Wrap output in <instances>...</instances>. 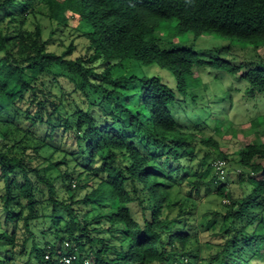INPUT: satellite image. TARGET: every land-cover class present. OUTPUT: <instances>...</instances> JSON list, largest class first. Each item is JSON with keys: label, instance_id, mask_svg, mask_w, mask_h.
<instances>
[{"label": "trees", "instance_id": "16d2710c", "mask_svg": "<svg viewBox=\"0 0 264 264\" xmlns=\"http://www.w3.org/2000/svg\"><path fill=\"white\" fill-rule=\"evenodd\" d=\"M46 3L57 26L70 28L85 42L86 55L67 58L74 51L73 45L60 54L48 49L33 0H0V177L7 221L22 222L25 233L32 236L30 224L38 218L32 174L45 188L54 224L58 223L57 205L68 217L64 230L56 233L58 243L43 249L32 245L36 264H47L45 254L54 255L65 242L90 264H197L187 214L179 207L173 216L176 203L172 202V174L177 169L171 162L179 167L194 150L197 138L196 127L182 123L193 116H180L178 102L186 96V79L195 67L211 65L238 75L248 83L250 94L264 93V70L256 67L241 72V66L224 60L205 62L190 48L164 49L155 33L162 22L169 21L175 22L179 33H190L194 39L214 33L261 47L264 0ZM30 19L32 30L25 27ZM128 62L132 68L136 63L165 68L175 79V90L155 76L129 73L114 78L112 72ZM50 76L55 83L52 89L57 88L59 93L53 94L43 86ZM66 78L73 85L70 93L60 86L59 80ZM77 92L85 97L87 108L80 107L76 98H69ZM94 108L102 117L95 115ZM20 120L26 125L15 124ZM39 130L44 131L43 136L38 135ZM16 134L22 136L19 142L33 137L40 148L53 146L62 152L60 168L72 169L68 176H75L77 186L90 188L80 201L89 208L84 216L72 209L71 198L69 204L59 201L54 181L41 174L39 167L30 166L38 158L37 149L33 157L14 153ZM67 139L74 142L70 145L72 153L62 149ZM200 143L218 149L212 139ZM165 147L171 159L161 163V156L149 148ZM218 157L227 160L222 152ZM235 164L237 182L246 183L250 192L238 200L228 182L215 190V195L228 203L226 219H230L232 229L222 233L220 249L208 264H264V142L250 140L238 151ZM68 176L60 177L64 190ZM216 180V176L207 183L198 179L191 185L198 193ZM20 200L27 213L13 216L11 208ZM81 238L92 248L89 258L83 253ZM27 241L26 236L19 253H25ZM8 247H18L16 235L1 232L0 252ZM0 264L9 261L0 258Z\"/></svg>", "mask_w": 264, "mask_h": 264}, {"label": "rangeland", "instance_id": "374dc122", "mask_svg": "<svg viewBox=\"0 0 264 264\" xmlns=\"http://www.w3.org/2000/svg\"><path fill=\"white\" fill-rule=\"evenodd\" d=\"M33 1V10L42 25L43 38L48 41V49L60 54L68 46L73 45L74 51L67 58L77 59L85 57V42L77 38L70 28L57 26L56 22L50 17L46 0ZM25 27L32 30L33 23L31 19ZM155 36L159 39L162 48H190L198 55L199 59L205 62L217 59L224 60L231 65L241 66V72L256 67L264 70V46L255 47L247 42L226 39L214 33L194 39L190 33H179L175 22L169 21L160 24ZM97 72L101 73V69ZM129 73L139 77H158L168 87L175 90L173 75L158 64L144 66L136 63L132 68L128 62L115 69L112 72V76L116 78ZM186 80L189 87L186 91V96L180 98L177 111L183 118L185 114L193 116L182 123L188 127H196V131L193 129L192 131L195 132L197 138L194 150L188 153L187 158L180 162L179 167L171 162V165L177 169L172 174V183H174L172 202L176 203L173 216H176L179 207H181V212L187 214L186 225L194 237L191 249L195 252L197 264H208L220 249V245L223 242L222 233L232 229L230 219H226V205L228 203L218 198L215 195V190L221 184L228 182L231 183V189L238 200H242L250 192L246 183L240 184L237 182L235 161L237 160L238 151L250 140L259 138L260 141L264 142V93L255 92L250 94L248 83L240 76L211 65L193 68L192 73ZM59 81L64 92L70 93L72 91L73 85L69 79L66 78ZM95 82L99 83V80L96 79ZM43 83V86L53 94L59 93L57 88L52 89L55 83L51 76L48 81ZM69 98H76L82 108H87L88 106L85 97L79 92L71 93ZM92 99L93 102L96 101V98ZM65 105L67 106V103ZM93 111L95 115L102 117L97 108H94ZM101 119L104 120L103 118ZM15 124L22 127L26 125V122L20 120V122L16 121ZM38 135L43 136L44 131L39 130ZM15 137L18 145H16L14 153L19 157H25L24 154L27 157H33V150L34 148L37 149L35 153L38 158L33 160L30 166L39 167L41 174L54 181L57 189L56 198L59 201H65L66 204H69V198H71L74 203L72 209L80 217L84 216L89 208L83 207L80 201L90 191V188L77 186L78 180L74 178L75 176L72 175L70 176L71 178L68 176L72 169L60 168L61 165L59 163L62 152L53 146L40 148V143L36 142L37 140L34 141L33 137L30 138L31 140L25 139L22 142H19L22 138L21 134H16ZM208 139H212L218 145V149L209 148L200 143V140L207 141ZM35 143H38V146ZM46 143L57 145L55 141ZM73 143L72 140L67 139L62 149L72 153L74 149L70 145ZM24 148L25 150H23ZM149 151L161 156V163L166 158L171 159L166 153V147L162 149L149 148ZM220 152L227 155V160L223 166L224 175L222 178L217 176V171L213 167V163L219 159L218 153ZM56 164L58 165L56 166ZM66 175L68 176V186L64 190L61 178ZM30 176L36 188V199L38 201V218L30 224L32 236H28L25 233L22 222L14 224L12 221H7V213L3 209L1 201V197L5 192L4 183L0 177V233L4 231L14 232L16 244L18 245L13 250L8 247L0 252V258L9 261V264H36L32 245L35 244L38 248L43 249L47 245L58 243L59 240L56 233L57 231H63L65 223L68 221L66 211L57 205L55 216L58 218V223L57 225L54 224L51 218L53 207L47 202L45 188L36 181L32 174ZM215 176L217 177L216 182L208 188L202 187L198 193L191 185L198 179L207 183ZM20 212L23 215L27 213L25 203L22 200L18 201L17 205L14 203L11 208L13 216L18 215ZM86 219H89L88 215ZM26 236L28 241L25 244V253L22 254L19 253L21 250L20 246ZM81 243L84 255L89 258L92 250L91 246L86 242L85 238H81Z\"/></svg>", "mask_w": 264, "mask_h": 264}, {"label": "built area", "instance_id": "2783aa9c", "mask_svg": "<svg viewBox=\"0 0 264 264\" xmlns=\"http://www.w3.org/2000/svg\"><path fill=\"white\" fill-rule=\"evenodd\" d=\"M224 164L225 162L222 160L213 163V167L217 171V176L220 178L224 175ZM44 261L47 264H90L87 258L80 259L68 242H65L61 249L56 250L54 255L47 252L44 256Z\"/></svg>", "mask_w": 264, "mask_h": 264}]
</instances>
